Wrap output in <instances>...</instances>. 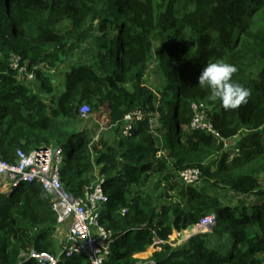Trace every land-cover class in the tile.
<instances>
[{"label": "trees", "instance_id": "16d2710c", "mask_svg": "<svg viewBox=\"0 0 264 264\" xmlns=\"http://www.w3.org/2000/svg\"><path fill=\"white\" fill-rule=\"evenodd\" d=\"M90 41L92 62L70 65L57 95L52 75ZM14 55L35 74L29 86L8 65ZM153 60L167 81L158 94L146 81ZM209 62L236 66L233 79L251 91L247 103L226 110L209 99L198 86ZM84 105L91 117L106 110L116 136L82 119ZM195 105L207 107L219 137L190 130ZM138 111L146 119L123 138L125 117ZM237 137L233 159L204 164ZM44 146L68 147V191L82 197L101 186L107 195L103 224L115 238L106 264H264V0H0V153L14 163L19 150ZM196 167L203 184L186 186L179 173ZM154 176L155 195L147 191ZM206 177L245 199L224 203ZM53 203L39 182L0 191V264L61 253ZM210 216L216 224L201 230Z\"/></svg>", "mask_w": 264, "mask_h": 264}, {"label": "built area", "instance_id": "2783aa9c", "mask_svg": "<svg viewBox=\"0 0 264 264\" xmlns=\"http://www.w3.org/2000/svg\"><path fill=\"white\" fill-rule=\"evenodd\" d=\"M8 65L18 72V80L22 84L29 86L35 80L34 72L29 71L28 63H24L21 56L10 57ZM51 73L55 71L52 70ZM204 110L203 105L194 106L196 116L190 130L219 137L214 125L203 113ZM91 112L90 106L84 105L80 108V117L87 119ZM145 119L146 114L142 111L127 115L122 126V137H131L137 124ZM236 153H239L238 148ZM65 161L63 148L53 146H44L30 154L19 150L14 163L4 160L0 153V191L15 190L22 185L39 182L44 190L53 195V212L57 220L56 235L62 236L67 230V236L59 255L32 251L29 258L37 264H67L66 261L77 257L86 258V264H106L115 238L114 233L103 224L108 197L101 186L93 190L91 187L82 197L68 191L62 180ZM179 180L186 186L199 187L204 182V176L200 168H187L179 173ZM122 214L126 215L127 211ZM213 224H216V217L210 216L204 220L201 230Z\"/></svg>", "mask_w": 264, "mask_h": 264}, {"label": "rangeland", "instance_id": "374dc122", "mask_svg": "<svg viewBox=\"0 0 264 264\" xmlns=\"http://www.w3.org/2000/svg\"><path fill=\"white\" fill-rule=\"evenodd\" d=\"M156 45H158V41L155 42ZM95 52H97L95 44L93 41L88 42L85 47L83 48L82 51H80L78 54L72 55L70 60L68 62H66L64 65H62L59 69H58V74L52 75L53 76V83L55 84L56 90H57V95L61 94L64 90V75L65 73L68 71V67L70 65L73 64H77V63H91L92 59L94 57V55L96 54ZM57 71V70H56ZM146 81L148 83V85L150 87L153 88V90L155 91L156 94H158V92L166 85V78L164 76V74L160 71L159 65L158 63L153 60L150 64V69L149 72L147 74V78ZM35 88V92L38 93L44 100L48 101L49 97L46 96L41 90H40V85L39 84H35L34 86ZM207 112V107L204 110V114L206 115ZM90 117V118H89ZM87 118V123L90 126H93L94 123H99V125L101 126L100 130L102 132H106L109 137L113 136L115 137L116 135L114 134V132L112 130H108L107 129V125L108 124V119L106 120V118H108V114L106 110H102L100 111H95L91 116H89ZM158 116L156 115V118ZM154 120V126H152V130H156V128H158V121H155V118L152 117ZM69 128L71 129V131L73 132H77V130H80V128H77L76 126H69ZM97 131L98 133L100 132ZM101 132V133H102ZM240 138L237 137L235 139H232L230 141H224V148L222 149L221 153H219V155H214L212 156L210 159L205 160L206 165H209L211 163H213L214 161H218L219 156L221 157L223 154H227L228 157L230 159H233L237 153H236V149L238 146ZM98 141V138L97 140ZM63 150H64V157L67 158L68 156V147L63 146ZM162 155L164 154H168V151H162L161 152ZM175 161H177V159L175 160H171V163H174ZM188 166V165H186ZM219 168V165H212V171L216 172ZM75 182L77 183L79 180V176L78 174H74L73 175ZM206 180L209 183V191L212 195L218 196L220 197L224 203L229 204V205H237L240 200L245 199L244 196H239V195H235L233 194L223 183V181L221 180V178H208L206 177ZM160 181V180H159ZM158 181V177L154 176L152 177L148 183H147V191L154 194L155 192V186L157 185ZM155 195V194H154ZM255 201V202H254ZM248 204H251V206H254L255 204H257V199L254 197H250L247 200ZM67 236V230H65V232L62 234L61 240L66 238ZM186 237L182 239V241L185 240V242L187 241V239H189L188 235H185ZM172 241V240H171ZM173 243V241H172ZM178 245V244H177ZM176 246V245H174ZM149 254H152V250H150Z\"/></svg>", "mask_w": 264, "mask_h": 264}, {"label": "clouds", "instance_id": "9594fccd", "mask_svg": "<svg viewBox=\"0 0 264 264\" xmlns=\"http://www.w3.org/2000/svg\"><path fill=\"white\" fill-rule=\"evenodd\" d=\"M235 65L226 62H209L198 78V86L209 91V99L219 101L227 109H237L247 103L251 91L233 79Z\"/></svg>", "mask_w": 264, "mask_h": 264}, {"label": "crops", "instance_id": "0c3cea01", "mask_svg": "<svg viewBox=\"0 0 264 264\" xmlns=\"http://www.w3.org/2000/svg\"><path fill=\"white\" fill-rule=\"evenodd\" d=\"M57 236V235H56Z\"/></svg>", "mask_w": 264, "mask_h": 264}]
</instances>
